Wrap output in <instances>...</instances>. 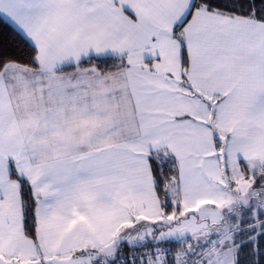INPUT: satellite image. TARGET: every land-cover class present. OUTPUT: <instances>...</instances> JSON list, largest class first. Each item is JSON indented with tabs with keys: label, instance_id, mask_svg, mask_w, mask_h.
I'll list each match as a JSON object with an SVG mask.
<instances>
[{
	"label": "snow or ice",
	"instance_id": "6c2138e0",
	"mask_svg": "<svg viewBox=\"0 0 264 264\" xmlns=\"http://www.w3.org/2000/svg\"><path fill=\"white\" fill-rule=\"evenodd\" d=\"M0 264H264V0H0Z\"/></svg>",
	"mask_w": 264,
	"mask_h": 264
}]
</instances>
